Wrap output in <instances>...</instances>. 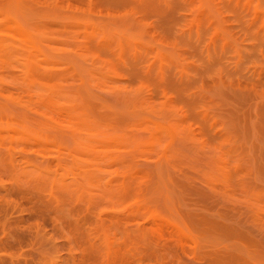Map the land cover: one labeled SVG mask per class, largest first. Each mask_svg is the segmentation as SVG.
Instances as JSON below:
<instances>
[{"label":"rangeland","instance_id":"374dc122","mask_svg":"<svg viewBox=\"0 0 264 264\" xmlns=\"http://www.w3.org/2000/svg\"><path fill=\"white\" fill-rule=\"evenodd\" d=\"M0 264H264V0H0Z\"/></svg>","mask_w":264,"mask_h":264}]
</instances>
